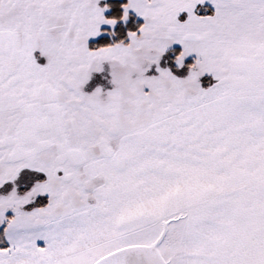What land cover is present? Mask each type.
<instances>
[{
    "label": "snow or ice",
    "instance_id": "6c2138e0",
    "mask_svg": "<svg viewBox=\"0 0 264 264\" xmlns=\"http://www.w3.org/2000/svg\"><path fill=\"white\" fill-rule=\"evenodd\" d=\"M0 264H264V0H0Z\"/></svg>",
    "mask_w": 264,
    "mask_h": 264
},
{
    "label": "rangeland",
    "instance_id": "374dc122",
    "mask_svg": "<svg viewBox=\"0 0 264 264\" xmlns=\"http://www.w3.org/2000/svg\"><path fill=\"white\" fill-rule=\"evenodd\" d=\"M207 7H208L209 9H211V5H210V4H208Z\"/></svg>",
    "mask_w": 264,
    "mask_h": 264
}]
</instances>
